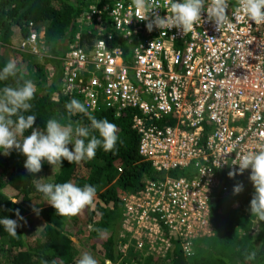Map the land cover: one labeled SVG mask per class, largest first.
<instances>
[{"label": "built area", "instance_id": "1", "mask_svg": "<svg viewBox=\"0 0 264 264\" xmlns=\"http://www.w3.org/2000/svg\"><path fill=\"white\" fill-rule=\"evenodd\" d=\"M171 3L147 0L141 14L167 16ZM88 4L81 28L90 31L97 23L100 39L87 48L71 44L62 58L65 89L92 112L112 110L116 117L131 112L139 155L166 174L148 180L138 195L120 196L126 233L137 239L135 233L142 232L143 239L168 247L177 237L192 256L194 242L214 228L212 201L219 192H233L222 185L221 174L236 170L234 179L244 187L251 169L239 174L232 160L264 147V23L243 13L237 17L238 0H228V22L220 31L204 12L189 33L155 27L149 32L132 0ZM209 4L205 0L206 8ZM34 28L31 23L16 50L41 56ZM175 171L185 175H168ZM144 244L140 238L134 248L145 251Z\"/></svg>", "mask_w": 264, "mask_h": 264}, {"label": "trees", "instance_id": "2", "mask_svg": "<svg viewBox=\"0 0 264 264\" xmlns=\"http://www.w3.org/2000/svg\"><path fill=\"white\" fill-rule=\"evenodd\" d=\"M88 8V0H0V71L8 62L3 54L6 50L11 52L14 47H19L21 41L30 34L31 23L36 31L44 29V41L48 47V53L42 58L17 53L14 57L19 69L17 76L0 81V91L6 85L15 86L17 79L23 83L34 76L36 92L30 102L32 108L23 113L37 117L34 129L46 133V121L52 118L61 124L71 122L73 127L77 123L90 126L88 115H91L115 123L119 137L112 151L106 152L99 147L93 159H84L79 163L71 164L63 159L61 166H55V171L47 161H42L39 173L27 171L24 167L27 157L19 150L13 148L5 154L7 150L0 149V219L8 217L21 225L16 237L10 236L0 225V264H43L44 261L48 264H52V261H57V264H77L74 240L81 238L87 229L92 237H96L97 245L101 244L104 259L117 263L121 259L117 233L124 220L120 196L123 193L138 195L148 180L166 176L165 173L156 172L152 164L139 155V137L132 127L131 112L116 117L112 110L92 112L87 109L88 115L76 113L70 116L65 108V104L73 98L80 99L65 89L62 58L71 50L73 42L78 41L87 48L100 39L97 23H93L90 31L81 28L82 17ZM122 47L129 52L128 46ZM128 59L125 58L127 63ZM26 68L32 75L24 72ZM169 123L174 124L172 120ZM31 131L26 130L25 136L30 135ZM93 134L99 138L98 131ZM18 139L22 141L23 137ZM88 139L90 137L85 138L86 143ZM68 147L74 150V144ZM49 175L52 178L49 183L71 181L80 187L85 184L94 186L97 190L94 199L97 201L94 206H86L76 216H60L51 205L43 207L39 212L44 225L37 231L31 211L33 208L39 209L46 197L37 191L32 180H45ZM168 175L180 177L185 172L175 171ZM220 181L234 192V186L237 185L234 178L221 174ZM254 193V185L247 179L238 195L240 201L247 204L245 207L248 210ZM223 208L222 193H219L211 204L216 235L199 244L198 240L195 241L192 256L185 254L177 237L170 240L166 235L170 242L166 253L160 260L149 257L145 264H233V259H238L241 264H264V221L257 223L249 210L236 216L240 220L238 227L236 219L226 214ZM17 209L23 220L16 216ZM91 226L93 229H90ZM97 245L93 247L97 249ZM252 252H255V258L246 259L245 254Z\"/></svg>", "mask_w": 264, "mask_h": 264}, {"label": "clouds", "instance_id": "3", "mask_svg": "<svg viewBox=\"0 0 264 264\" xmlns=\"http://www.w3.org/2000/svg\"><path fill=\"white\" fill-rule=\"evenodd\" d=\"M132 6L136 9L138 20L148 21L146 27L149 32L155 27L161 30L177 28L185 34L189 33L199 25L204 12L207 13L208 20L218 26L219 31L228 22V0H210L207 8L205 0H182V2L172 0L170 14L167 12V16L162 17L154 13L152 19H149V15L141 14L148 6L147 0H132ZM240 13L246 15L255 24L264 23V0H238L235 15L238 17ZM43 54H46L44 50ZM43 54L35 57L46 56ZM18 71L17 62L10 59L0 71V81L16 77ZM35 92L36 86L33 81L24 80L21 83L20 79H17L15 86L6 85L0 91V149L7 150L5 154L13 148L22 152L27 157L24 167L29 173L41 172L42 161H47L55 171V166H61L63 159L71 164L79 163L84 159H93L99 147L106 152L115 149L119 139L117 125L107 118L97 119L88 115L86 105L75 98L65 104L68 114L70 116L76 113L88 115L90 126L77 123L73 127L71 122L63 125L52 118L46 121V133L40 129H34L33 125L37 117L23 113L32 108L30 102L34 99ZM29 129H32L31 134L25 136L26 130ZM96 131L99 133V138L93 134ZM18 137H23L22 141ZM89 137L86 143L85 138ZM69 144H74V150L69 149ZM232 161V165L239 166V174H243L246 169H251L249 178L254 185L255 193L250 202V211L257 223L264 221V147L258 151L237 153ZM223 163L227 164V159ZM237 174L236 170L228 173L230 178H234ZM32 181L37 191L44 194L46 201L60 216L78 215L86 206L93 204L97 191L90 184L80 187L71 181L55 184L44 183L43 178H34ZM242 190V184L234 186V194H239ZM33 210L39 214L38 209L33 208ZM16 216L20 220L24 219L19 209L16 210ZM0 225H3L5 231L12 237L18 235L17 229L21 226L17 220L8 217L0 219ZM120 228L126 232L124 220ZM255 255V252L245 254L246 259L249 260L254 259ZM43 264L48 262L44 261ZM52 264H57V261H52ZM77 264H98V261L91 254L84 253Z\"/></svg>", "mask_w": 264, "mask_h": 264}, {"label": "rangeland", "instance_id": "4", "mask_svg": "<svg viewBox=\"0 0 264 264\" xmlns=\"http://www.w3.org/2000/svg\"><path fill=\"white\" fill-rule=\"evenodd\" d=\"M38 32H44V29H40L38 30ZM16 48V47H14ZM17 53H20L16 50H12L11 52H9L8 50L5 51V53L3 54L4 56L7 57V61H9L10 59H14L15 55ZM48 53V52H47ZM46 53V54H47ZM21 54V53H20ZM46 54H43L46 55ZM25 56H28V54H23ZM27 75H32V73L28 72V69L26 68V70L24 71ZM50 74V73H49ZM58 75V74H56ZM51 76V74H50ZM51 78V77H50ZM35 78L34 76H32L31 81H34ZM63 125H67L62 123ZM51 175H49L45 180H43L44 183H49V181L51 180ZM235 182L236 179H235ZM220 194L222 193V200H223V211L230 215L233 216L236 219V216H241L242 214L248 213L249 210L247 207V204L245 202L240 201L239 199V195L238 194H234V192H219ZM97 201V200H96ZM95 199L93 201V206L94 203L96 202ZM50 204L44 200V203H41V207L38 209L39 211L41 210V208L49 206ZM246 206V207H245ZM31 217H32V222L33 225H35V228L37 231H39L40 229L43 228V218L40 216V212L39 214H37L36 211H31ZM239 219H236L237 224L239 223ZM239 227V224H238ZM90 229H93V227L91 226ZM92 234L90 233V230L87 229L86 233L79 239L74 240L76 242L75 245V250H76V263L77 261L81 258V256L84 253H89L91 254L97 261L98 264H145L146 260L149 259V257L154 256L157 259H161L163 257V255L165 254L167 247H168V243L167 242H161L159 239H152V240H148V239H143L144 234L142 232L140 233H135V236L137 237V239L134 238V234H128L126 232H123V230H121L117 233V240H118V246H119V251L121 252V259L116 263H112L108 260L104 259V256L101 253V244L97 245V240L96 237H92ZM216 232L215 229L212 228V231L210 232V235L197 239V244L203 242V241H208L211 240V236H215ZM142 239V241L144 240V249L145 251L142 250V252L138 251V249L134 248V245L139 242V239ZM121 242H120V241ZM120 242V243H119ZM97 245V249H95L93 246ZM130 246V247H129ZM129 247V250L127 252V249ZM94 248V249H93ZM154 264V263H152ZM233 264H241L239 262L238 259H233Z\"/></svg>", "mask_w": 264, "mask_h": 264}, {"label": "crops", "instance_id": "5", "mask_svg": "<svg viewBox=\"0 0 264 264\" xmlns=\"http://www.w3.org/2000/svg\"><path fill=\"white\" fill-rule=\"evenodd\" d=\"M44 39H45V31L43 33L40 32V43L42 45V48H43V45H44V49H43L44 53H47L48 52V47L45 45Z\"/></svg>", "mask_w": 264, "mask_h": 264}]
</instances>
